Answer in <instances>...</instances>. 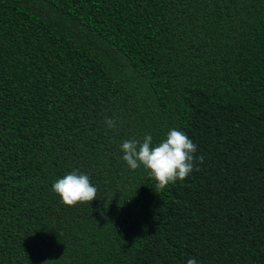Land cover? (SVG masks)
I'll use <instances>...</instances> for the list:
<instances>
[{
    "label": "trees",
    "instance_id": "obj_1",
    "mask_svg": "<svg viewBox=\"0 0 264 264\" xmlns=\"http://www.w3.org/2000/svg\"><path fill=\"white\" fill-rule=\"evenodd\" d=\"M170 129L203 163L157 194L121 145ZM189 259L264 264V0H0V264Z\"/></svg>",
    "mask_w": 264,
    "mask_h": 264
},
{
    "label": "clouds",
    "instance_id": "obj_2",
    "mask_svg": "<svg viewBox=\"0 0 264 264\" xmlns=\"http://www.w3.org/2000/svg\"><path fill=\"white\" fill-rule=\"evenodd\" d=\"M105 123L108 128L115 129L116 121L107 118ZM124 153L122 159L127 166L136 170L141 165L149 170V175L156 181V192L174 184L178 180H185L195 169L196 165L203 163V157H196L197 145L182 131L170 129L166 138L153 146V137L146 134L143 141L126 140L121 145ZM52 190L67 206L78 203H89L96 199L98 189L90 182L86 174L72 171L63 178L58 179ZM187 264H197L195 259H189Z\"/></svg>",
    "mask_w": 264,
    "mask_h": 264
}]
</instances>
